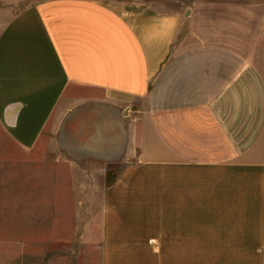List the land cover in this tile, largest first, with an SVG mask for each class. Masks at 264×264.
<instances>
[{"label":"crops","instance_id":"1","mask_svg":"<svg viewBox=\"0 0 264 264\" xmlns=\"http://www.w3.org/2000/svg\"><path fill=\"white\" fill-rule=\"evenodd\" d=\"M171 3L0 0V156L121 164L99 264H264V0Z\"/></svg>","mask_w":264,"mask_h":264},{"label":"rangeland","instance_id":"2","mask_svg":"<svg viewBox=\"0 0 264 264\" xmlns=\"http://www.w3.org/2000/svg\"><path fill=\"white\" fill-rule=\"evenodd\" d=\"M158 1L165 9L174 6V0ZM0 145L10 143L2 136ZM13 157L0 156V264H99L91 242L103 190L121 164L90 153Z\"/></svg>","mask_w":264,"mask_h":264}]
</instances>
